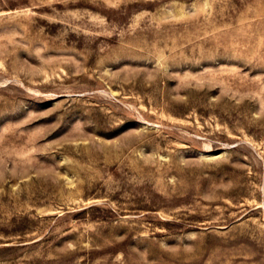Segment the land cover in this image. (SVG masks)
I'll list each match as a JSON object with an SVG mask.
<instances>
[{
  "label": "rangeland",
  "instance_id": "rangeland-1",
  "mask_svg": "<svg viewBox=\"0 0 264 264\" xmlns=\"http://www.w3.org/2000/svg\"><path fill=\"white\" fill-rule=\"evenodd\" d=\"M0 264H264V0H0Z\"/></svg>",
  "mask_w": 264,
  "mask_h": 264
}]
</instances>
